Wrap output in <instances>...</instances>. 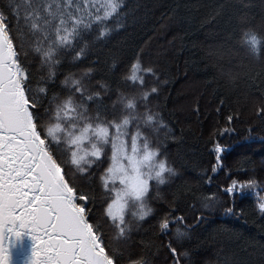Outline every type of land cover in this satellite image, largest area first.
<instances>
[{"label": "snow or ice", "instance_id": "snow-or-ice-1", "mask_svg": "<svg viewBox=\"0 0 264 264\" xmlns=\"http://www.w3.org/2000/svg\"><path fill=\"white\" fill-rule=\"evenodd\" d=\"M124 9V0H0V264H151L148 254L136 253L129 241L153 214V189L158 196L159 186L177 175L150 138L161 131L171 134L149 106L158 88L146 77L158 79L156 72L137 54L123 77L133 91L118 92L111 105L103 103L107 83L90 85L92 67L65 75L60 91L55 90L63 59L85 58L84 35L94 30L97 39L106 37L122 26ZM215 15L210 12L209 19ZM237 43L249 57L264 59V33L254 27L242 26ZM32 56L38 57L39 79ZM257 115L264 121V105ZM227 122L231 125L234 117ZM235 132L226 126L210 135ZM228 147L214 144L212 173L225 168L222 154ZM94 168L101 169L104 193L99 218L89 206L95 189L81 182ZM228 180L200 199L202 210L222 206V196L234 205L237 197L251 194L264 213V188L256 179L228 174ZM225 213L241 214L234 207ZM185 219L165 213L159 230L181 242L188 235ZM166 247L173 264H182L187 253L171 240Z\"/></svg>", "mask_w": 264, "mask_h": 264}, {"label": "trees", "instance_id": "trees-1", "mask_svg": "<svg viewBox=\"0 0 264 264\" xmlns=\"http://www.w3.org/2000/svg\"><path fill=\"white\" fill-rule=\"evenodd\" d=\"M124 4L121 27H113L101 39L94 30L86 33L81 41L88 44L86 57L78 62L71 55L63 59L55 90L60 91L65 75L92 67L89 83L92 87L107 83L103 103L111 105L118 92L133 91L123 77L137 54L156 72L158 79L146 77L158 88L149 106L171 134L161 131L150 138L177 175L159 186L158 196L153 189L149 200L153 214L133 231L129 243L136 253L148 254L151 264H173L166 247L170 240L187 253L182 264H264V213L253 195L237 197L234 205L231 197L222 196V206L212 210H202L199 204L230 182L228 174L242 180L252 177L264 188V121L257 115V108L264 105V59L249 57L237 43L245 24L264 33V0H124ZM212 11L215 18L209 19ZM31 59L39 79L38 57ZM229 115L234 117L231 125ZM226 126L236 132L210 135ZM248 129H253L251 134ZM216 142L229 147L222 154L225 168L212 173ZM100 171L94 168L81 177L86 187L95 189L96 200L89 206L96 218L104 206ZM192 205L195 210H190ZM226 207L241 214H226ZM173 211L186 217L188 235L181 242L158 227L159 219Z\"/></svg>", "mask_w": 264, "mask_h": 264}, {"label": "water", "instance_id": "water-1", "mask_svg": "<svg viewBox=\"0 0 264 264\" xmlns=\"http://www.w3.org/2000/svg\"><path fill=\"white\" fill-rule=\"evenodd\" d=\"M30 241L26 240L24 247H25V251H27L28 247H29Z\"/></svg>", "mask_w": 264, "mask_h": 264}]
</instances>
